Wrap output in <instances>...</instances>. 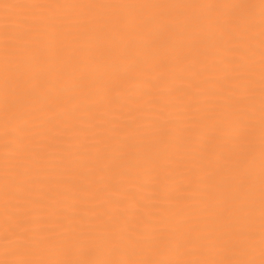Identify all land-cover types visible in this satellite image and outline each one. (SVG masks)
Returning <instances> with one entry per match:
<instances>
[{
    "label": "snow or ice",
    "instance_id": "6c2138e0",
    "mask_svg": "<svg viewBox=\"0 0 264 264\" xmlns=\"http://www.w3.org/2000/svg\"><path fill=\"white\" fill-rule=\"evenodd\" d=\"M0 264H264V0H0Z\"/></svg>",
    "mask_w": 264,
    "mask_h": 264
}]
</instances>
